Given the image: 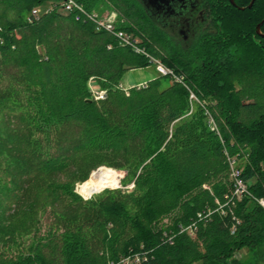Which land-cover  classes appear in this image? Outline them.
I'll list each match as a JSON object with an SVG mask.
<instances>
[{"label":"trees","instance_id":"obj_1","mask_svg":"<svg viewBox=\"0 0 264 264\" xmlns=\"http://www.w3.org/2000/svg\"><path fill=\"white\" fill-rule=\"evenodd\" d=\"M75 1L92 13L103 0ZM107 1L120 13L115 29L187 88L157 75L125 94L117 85L152 65L146 55L55 0H0V206L21 203L14 182L21 174H63L88 156L120 155L134 179L132 192L109 191L88 204L58 186L85 217L48 231L14 260L0 255V264H120L133 256L139 261L131 264H264V209L256 202L264 198V40L232 30L224 45L189 55L171 47L133 0ZM92 76L104 100L90 98ZM165 79L171 83L162 88ZM188 90L199 103L186 116ZM226 156L244 161L252 196L233 208H220L231 190ZM162 218L169 227L157 228ZM191 225L192 235L182 231Z\"/></svg>","mask_w":264,"mask_h":264},{"label":"rangeland","instance_id":"obj_2","mask_svg":"<svg viewBox=\"0 0 264 264\" xmlns=\"http://www.w3.org/2000/svg\"><path fill=\"white\" fill-rule=\"evenodd\" d=\"M50 7V4H45L41 7V11L44 12ZM36 11L39 12L38 9H36ZM92 13L98 15L100 18H107V20L111 21L113 24H115L117 17V22L120 24V13L115 9L114 5L107 0H103L93 8ZM143 69H146V72L156 73L152 65ZM132 71L127 72V75L125 77L123 76L120 84L117 85V88L122 90L125 94H128L129 90L132 88H142H138V85L130 88H126L122 85L124 84V80H129V78L133 77L130 73ZM156 76L157 73L155 77ZM168 78L171 79L170 77ZM169 79L162 80V88L170 85L171 81ZM88 83L94 87L92 88L93 90L95 89L94 91H104L107 96L106 90L100 87L93 76L90 77L86 83L89 92ZM89 95L90 98L94 100L92 97L93 94ZM195 108V103L191 106L189 102V109L186 116H189ZM243 162L241 163L239 161L238 163L240 166H243ZM127 167L129 168L127 161L120 155H104L102 157L88 156L63 174H50L38 178H30L28 175L21 174V176L15 178L16 190L20 193L19 195L22 201L19 205L7 201L0 206L1 259L14 260L17 255L28 253L30 246L37 243L38 239L45 236L48 231L59 232L62 230L64 224L73 223L85 217L86 214L81 207L82 205H79L80 207L71 205L70 199L66 197L60 189H56L58 186H70L71 192L78 196L83 202H86V204L103 196L104 193L109 191H120L125 194L130 193L134 190V179L133 176L128 174ZM102 168L114 171L118 175V184L111 188H105L89 197H85L80 193L79 187L91 180L93 174ZM19 171L21 170L18 169L17 172L20 173ZM53 188H55L54 190L58 192V194L62 195L61 200L54 199L55 196H53L51 192ZM203 188L208 189V186L203 185ZM169 220V218L160 219L157 223V228L169 227ZM247 253V250H243L237 254L238 257L245 259L248 256Z\"/></svg>","mask_w":264,"mask_h":264},{"label":"flooded vegetation","instance_id":"obj_3","mask_svg":"<svg viewBox=\"0 0 264 264\" xmlns=\"http://www.w3.org/2000/svg\"><path fill=\"white\" fill-rule=\"evenodd\" d=\"M133 1L171 47L189 55H195L199 48L224 45V33L232 30L249 33L259 45L264 40V0ZM240 17L245 23L234 25Z\"/></svg>","mask_w":264,"mask_h":264},{"label":"built area","instance_id":"obj_4","mask_svg":"<svg viewBox=\"0 0 264 264\" xmlns=\"http://www.w3.org/2000/svg\"><path fill=\"white\" fill-rule=\"evenodd\" d=\"M59 6L62 12L66 14H73L76 20H79L81 15L85 17L86 20H89L93 23L94 28L96 31H104L109 34H112L117 40L119 45L121 46H126L131 48L135 53L141 54V55H146L150 62L152 63V66L154 67L157 75L163 76V77H170L173 81L177 83H181L184 87L186 85L182 82V77L176 76L172 70L169 68L165 67L161 60L153 58L148 56L145 51L140 48L137 44V41L133 39L130 35H127L126 33L116 30L114 24L107 20V18H100L98 15L94 13H86L84 8L78 4L75 0H55ZM38 12L36 10L32 11V15L36 17ZM146 84H141L138 85L137 87H145ZM91 86V84L88 83V89L89 93L92 95L93 94V99L95 101L102 100L106 97V94L104 91H94ZM187 88V87H186ZM189 92V102L190 105L192 106L193 103H199L197 97L195 94L191 91L188 90ZM208 115V124L210 126V129L213 131L217 132V128L214 124V121L212 117L206 112ZM227 157V162H228V168H229V180L231 184V190L229 194H226L224 196L225 204L220 206H228L229 208H233L235 206L236 201H240L243 197H252L249 189H248V183L244 180L242 177V168L239 165V161L235 157ZM256 202L264 209V198L257 199ZM223 213L225 210H221ZM200 218V215L198 216ZM192 226L184 227L182 228V231H188L190 235H192ZM138 262L139 258L137 256L133 257H128L126 259L121 260L120 264H131L132 262Z\"/></svg>","mask_w":264,"mask_h":264},{"label":"bare ground","instance_id":"obj_5","mask_svg":"<svg viewBox=\"0 0 264 264\" xmlns=\"http://www.w3.org/2000/svg\"><path fill=\"white\" fill-rule=\"evenodd\" d=\"M118 181V175L114 171L102 168L93 174L91 180L79 187V191L85 197H89L105 188L117 185Z\"/></svg>","mask_w":264,"mask_h":264},{"label":"crops","instance_id":"obj_6","mask_svg":"<svg viewBox=\"0 0 264 264\" xmlns=\"http://www.w3.org/2000/svg\"><path fill=\"white\" fill-rule=\"evenodd\" d=\"M146 69H136L132 72H130L133 77L129 78V80H124V84H122L126 88L133 87L135 85H141V84H146L150 80H152L156 73H150L146 72ZM129 74V73H128ZM127 75V73L124 75V77Z\"/></svg>","mask_w":264,"mask_h":264},{"label":"water","instance_id":"obj_7","mask_svg":"<svg viewBox=\"0 0 264 264\" xmlns=\"http://www.w3.org/2000/svg\"><path fill=\"white\" fill-rule=\"evenodd\" d=\"M157 0H149V2L153 3V2H156ZM258 34H259V31H257Z\"/></svg>","mask_w":264,"mask_h":264}]
</instances>
